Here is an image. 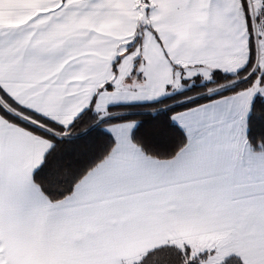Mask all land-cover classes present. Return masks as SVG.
Masks as SVG:
<instances>
[{"label": "snow or ice", "instance_id": "snow-or-ice-1", "mask_svg": "<svg viewBox=\"0 0 264 264\" xmlns=\"http://www.w3.org/2000/svg\"><path fill=\"white\" fill-rule=\"evenodd\" d=\"M0 264H264V0H0Z\"/></svg>", "mask_w": 264, "mask_h": 264}]
</instances>
